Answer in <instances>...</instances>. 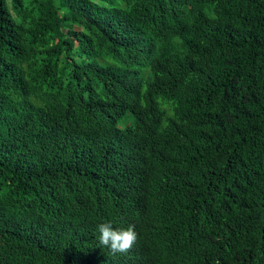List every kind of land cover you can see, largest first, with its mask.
I'll list each match as a JSON object with an SVG mask.
<instances>
[{
	"label": "trees",
	"instance_id": "1",
	"mask_svg": "<svg viewBox=\"0 0 264 264\" xmlns=\"http://www.w3.org/2000/svg\"><path fill=\"white\" fill-rule=\"evenodd\" d=\"M0 264H264V0H0Z\"/></svg>",
	"mask_w": 264,
	"mask_h": 264
},
{
	"label": "clouds",
	"instance_id": "2",
	"mask_svg": "<svg viewBox=\"0 0 264 264\" xmlns=\"http://www.w3.org/2000/svg\"><path fill=\"white\" fill-rule=\"evenodd\" d=\"M96 231L99 233L97 236L99 244L108 248L112 255L135 251L132 248L137 241L135 225L130 224L127 228L115 229L112 227V222L109 221L97 224Z\"/></svg>",
	"mask_w": 264,
	"mask_h": 264
}]
</instances>
